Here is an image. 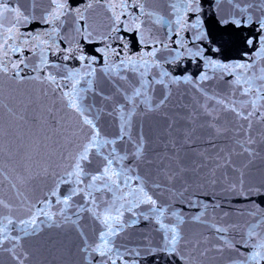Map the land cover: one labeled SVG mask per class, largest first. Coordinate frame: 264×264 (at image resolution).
<instances>
[{
	"label": "snow or ice",
	"instance_id": "6c2138e0",
	"mask_svg": "<svg viewBox=\"0 0 264 264\" xmlns=\"http://www.w3.org/2000/svg\"><path fill=\"white\" fill-rule=\"evenodd\" d=\"M0 264H264V0H0Z\"/></svg>",
	"mask_w": 264,
	"mask_h": 264
}]
</instances>
